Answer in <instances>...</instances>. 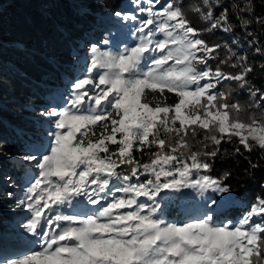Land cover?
<instances>
[{"label":"snow or ice","instance_id":"1","mask_svg":"<svg viewBox=\"0 0 264 264\" xmlns=\"http://www.w3.org/2000/svg\"><path fill=\"white\" fill-rule=\"evenodd\" d=\"M135 2L139 20L116 13L136 22L132 46L92 45L81 75L21 132L27 181L13 207L25 219L0 228V264H264V197L238 204L230 173L210 175L225 144L264 153V89L235 39L238 25L264 56L248 31L264 16L254 0H201L197 27L177 0ZM186 189L199 202L185 207ZM177 201L184 218L169 221Z\"/></svg>","mask_w":264,"mask_h":264},{"label":"trees","instance_id":"2","mask_svg":"<svg viewBox=\"0 0 264 264\" xmlns=\"http://www.w3.org/2000/svg\"><path fill=\"white\" fill-rule=\"evenodd\" d=\"M125 1L0 0V143L5 145L4 154H20L23 143L21 132L30 133L34 123L42 119L39 112L57 98L58 92L81 75L85 57L90 58L92 45H110L109 51L132 46V32L120 27V23L114 19V14L128 10L124 7ZM177 2L183 4L193 25L201 26L198 15L191 10L199 6L201 0ZM254 4L257 15L264 16V0H254ZM248 31L258 37L259 44L264 46V27L253 23ZM111 35L115 37V44L109 43ZM209 39L210 42L223 43L219 35ZM226 39L231 42V37ZM235 39L243 45L256 68L249 79L256 87L264 89V71L259 68L264 63V56L253 57V50L247 44L249 37L238 25ZM220 55L222 57L223 52ZM240 100L246 104L247 94ZM234 147L232 144L223 145L226 151L222 150L214 163L208 161L212 163L210 175L219 178L230 173L224 182L231 191L225 195L239 204L251 205L257 196L264 197V188L261 187L264 184V153L257 149L236 155ZM252 164L257 167L253 168ZM0 165L13 177V183L24 189L27 177L21 162L0 156ZM1 184L0 205L7 201L10 193ZM216 198L219 199V196ZM186 204L191 205L192 199L187 200ZM10 209L12 206L1 210L0 228L1 223L6 221L2 216ZM10 229L6 227L5 231Z\"/></svg>","mask_w":264,"mask_h":264},{"label":"rangeland","instance_id":"3","mask_svg":"<svg viewBox=\"0 0 264 264\" xmlns=\"http://www.w3.org/2000/svg\"><path fill=\"white\" fill-rule=\"evenodd\" d=\"M124 7L128 8V10H124V12H120L122 15L132 14V15L137 16L138 20L141 18V14L138 10V5L136 4L135 1L126 0L124 3ZM157 7H159V5H157ZM114 16H115L114 19H116V22L120 23V27L125 28L127 31L132 32L134 26H137L135 21L122 20L120 18V16H117L116 14H114ZM109 43L115 44V37H113L112 35L109 37ZM98 48H100L101 51H109L110 45H108L107 47L101 46ZM47 91H49V89H47ZM0 156L7 158V159H10L12 161L20 162L17 159L18 155L17 156H10V155H6V154H2ZM6 177H11V180L9 181V180L5 179ZM13 180H14L13 177L8 174V172L4 168V166L0 165V183H2L1 185H5V187H7L9 192L12 193V196L9 197L7 199V201H4V203H1V205H0V212H2L1 210H3L4 208H6L8 206H12V209L7 211V213H5L4 216H2V218H4L6 220L3 223H1V225H2L1 227L4 230L5 234L10 232L14 228L18 229L20 223L23 222L25 219V215L21 212V210L13 207L17 201V198L22 196V192H23V189L21 187L19 188L18 186H16L13 183ZM9 184H11L12 186L9 187ZM184 191L186 193H188L190 199H192V204L199 202L200 197L195 192H193L192 190H188V189H186ZM190 199H188V200H190ZM186 202L187 201L184 202L185 207L190 206L189 204H186ZM179 203L180 202L177 201V202H174L172 204H169L167 207L164 208V216L166 219H168L169 221H177L178 219L180 220V218L181 219L184 218L180 212V208L177 206ZM242 211H243V209H242ZM242 211H238L235 214L232 213L233 217L239 216L242 213ZM6 227H9L11 229L9 231H5ZM7 254L11 255L12 253L9 252Z\"/></svg>","mask_w":264,"mask_h":264}]
</instances>
